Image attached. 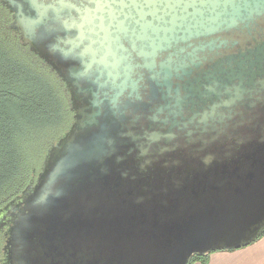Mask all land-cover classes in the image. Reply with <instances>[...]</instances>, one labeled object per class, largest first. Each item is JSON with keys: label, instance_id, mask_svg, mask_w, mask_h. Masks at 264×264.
Here are the masks:
<instances>
[{"label": "water", "instance_id": "1", "mask_svg": "<svg viewBox=\"0 0 264 264\" xmlns=\"http://www.w3.org/2000/svg\"><path fill=\"white\" fill-rule=\"evenodd\" d=\"M63 1L0 0L21 45L41 55V32L51 55L76 59L63 68L67 87H80L77 76L92 66L107 78L79 100L34 184L0 208L12 264L62 252L54 228L76 232L86 212L95 232L77 252H104V264H188L256 240L264 233V0ZM65 11L80 17L74 38L65 26L45 31ZM106 82L113 96L100 91ZM167 110L164 132L141 141L139 125Z\"/></svg>", "mask_w": 264, "mask_h": 264}, {"label": "trees", "instance_id": "2", "mask_svg": "<svg viewBox=\"0 0 264 264\" xmlns=\"http://www.w3.org/2000/svg\"><path fill=\"white\" fill-rule=\"evenodd\" d=\"M3 32L0 26V208L34 184L47 149L72 121L57 79Z\"/></svg>", "mask_w": 264, "mask_h": 264}, {"label": "flooded vegetation", "instance_id": "3", "mask_svg": "<svg viewBox=\"0 0 264 264\" xmlns=\"http://www.w3.org/2000/svg\"><path fill=\"white\" fill-rule=\"evenodd\" d=\"M69 1L75 3L79 6L80 3L86 4L83 0H64V3H69ZM49 3V1H48ZM53 4V3H52ZM82 8V7H80ZM79 8V9H80ZM68 9V8H67ZM84 9V8H83ZM69 11H65L63 14L60 15L59 19L55 21L54 18H52L50 21H48V25L45 27V31H49V30H54L56 29V31H58V29H63V26L69 28V29H73L75 32H72V34L70 33V37L74 38V36L76 37L79 33L76 30V26H73V23L77 24L80 22V17L75 13V15L73 14V17L70 16V14L68 13ZM73 12V11H72ZM12 15L11 13L8 12V10L3 7L2 5H0V26H2L4 28V34L10 35L14 40L19 42V35L17 31H13L9 28L10 24L13 22L12 19ZM75 18V20H74ZM83 32V36L86 39L85 43L88 44V39L90 38V36L87 33V29L84 28L82 30ZM74 33V34H73ZM57 34V33H56ZM79 40H77L78 42ZM123 42V41H122ZM59 46H64V41H60L57 42ZM124 43V42H123ZM20 44V43H19ZM37 48L39 49V52L41 55L37 56L39 57L40 61L42 62L43 66L48 69L53 76L57 79V81L59 82L62 91L64 93V96L67 97L68 100V104H69V110L71 112V124L74 120V109L75 111L77 109H79V106L81 103H79L80 99H86V90L89 87H93L94 89L97 88V83H105V80L107 78L103 77L102 75L100 77H98L99 75L97 74V72H94L93 70L96 69V67L92 66V69H89L87 76L82 77L81 75L84 73V70H82V73L79 74L77 77L80 80V87H72L69 85V87H67L66 85V81L68 80V83L71 84V82L73 81V79L69 76L68 73L64 72V65L68 64L69 66H77L78 63L75 61H71V55L68 54H64L63 51L60 50H55V54L51 55V53L48 52L47 49H49L50 47H48V45L46 43L42 42V33L40 32L39 34V40L35 43ZM24 48H26L29 52H31V48L28 45H22ZM69 47V45L66 46V49ZM79 50H81V47L79 48ZM79 52V51H78ZM89 60V57H88ZM137 63L136 60H134L132 62V65H135ZM68 66V67H69ZM97 81L96 83H93L91 81H89L90 79H96ZM133 78L138 79V75L135 74V71L133 72ZM101 92H108L110 91L111 95L108 96H113L114 93H116V90L111 91V83H107L106 85L102 88H100ZM87 96H91V94H87ZM72 98H74V102L72 101ZM158 105H163V101L160 100L159 103H157ZM210 107H212L211 104H208ZM111 112H113V110H111ZM170 110L164 111L162 115H160L158 118L159 120H157L156 122H147L143 128L142 131H140V126L139 125V133H140V139L141 141H144V134H150V133H155V132H161L163 133L164 130L162 129L163 126V121L164 120H168L169 123H171L172 121V115H169ZM75 117H76V113H75ZM109 123V121H108ZM70 127V126H69ZM152 127V129H151ZM191 128V127H189ZM134 131V130H133ZM173 139L171 141V143H177L179 144L180 140H176V135L178 133V128L175 127L173 130ZM66 132V131H65ZM64 132V133H65ZM187 130L184 132L186 133ZM63 135V133H62ZM3 207V206H2ZM1 207V208H2ZM6 229H4L3 231H0V264H12V258L10 254L11 252H5V247L7 246L9 239H10V234H5Z\"/></svg>", "mask_w": 264, "mask_h": 264}, {"label": "rangeland", "instance_id": "4", "mask_svg": "<svg viewBox=\"0 0 264 264\" xmlns=\"http://www.w3.org/2000/svg\"><path fill=\"white\" fill-rule=\"evenodd\" d=\"M71 125V124H70ZM68 130V129H67ZM37 174L40 172V168ZM85 221L77 227L71 225L60 228H54L56 233L60 235L62 252H29L31 256V264H104V252H77L79 245L89 246V236L95 232L94 224L88 221V213L86 212Z\"/></svg>", "mask_w": 264, "mask_h": 264}, {"label": "crops", "instance_id": "5", "mask_svg": "<svg viewBox=\"0 0 264 264\" xmlns=\"http://www.w3.org/2000/svg\"><path fill=\"white\" fill-rule=\"evenodd\" d=\"M192 264H264V235L240 248L208 252Z\"/></svg>", "mask_w": 264, "mask_h": 264}]
</instances>
